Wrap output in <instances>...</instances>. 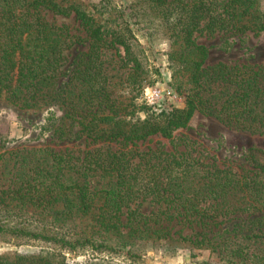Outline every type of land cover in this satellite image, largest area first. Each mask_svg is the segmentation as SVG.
<instances>
[{
    "label": "trees",
    "instance_id": "obj_1",
    "mask_svg": "<svg viewBox=\"0 0 264 264\" xmlns=\"http://www.w3.org/2000/svg\"><path fill=\"white\" fill-rule=\"evenodd\" d=\"M141 2L158 17L172 20L173 43L178 46L174 55L188 72V87L182 108L152 112L131 123L127 117L133 104L118 101L116 89L130 81L141 90L144 80L132 68L123 77L114 61V56L123 61L121 49L138 66L137 53L130 51L134 38L129 28L104 27L80 4L67 0H0V95L19 109L61 108L63 116L52 122L54 134L121 144L117 149L99 146L82 155L49 148L0 154V217L6 219L0 221V234L74 250L94 244L84 230L75 231L77 222H88L90 229L105 231L106 242L109 235L120 236L113 240L119 246L162 239L173 246L187 244L190 251L214 252L221 245L200 239L204 235L197 229L208 225L202 220L264 211V165L259 162L264 150L250 148L248 168L234 172L204 162L190 151L128 147L151 136L172 138L195 112L264 135V64L206 66L208 49L196 42V35L203 32L239 36L264 31L262 0ZM46 13L73 18L86 32L87 51L70 71L72 63L63 70L64 53L79 40L65 26L47 20ZM145 204L151 207L148 213ZM9 220L37 222L41 229L27 232L20 223L9 227ZM164 221H175L182 228L171 234L172 228L162 227ZM249 221L255 228L261 219ZM50 226L67 228L74 237H49ZM186 227L191 233L183 234ZM241 240L245 243L233 244L232 250L230 244L224 246L226 256L233 259L228 263L264 264V237ZM59 256L3 254L0 264H65Z\"/></svg>",
    "mask_w": 264,
    "mask_h": 264
},
{
    "label": "rangeland",
    "instance_id": "obj_2",
    "mask_svg": "<svg viewBox=\"0 0 264 264\" xmlns=\"http://www.w3.org/2000/svg\"><path fill=\"white\" fill-rule=\"evenodd\" d=\"M80 4L83 9L97 19V23L110 28H129L133 40L131 52L138 61L135 66L133 56L125 54L120 49V58L115 57L112 66H121L123 77L131 72V68L137 70V75L144 80V86L140 90L137 86L121 83L116 92L120 95L118 101L133 104L129 108L127 121L134 123L142 121L152 112L161 110L170 111L173 108H182L185 105V91L188 87V72L182 64L175 59L174 50L178 48L173 43L172 20H164L155 12L150 11L141 0H67ZM264 10V0L261 2ZM47 20L58 26H65L68 32L75 35L79 42L71 50L64 53L65 66L72 63V70L81 54L88 48L87 35L73 18H61L46 13ZM117 18L116 21H113ZM196 42L208 49L206 66L217 63L228 65L264 64V31L243 33L235 36L228 31L214 34L196 35ZM137 53V55H136ZM127 65V66H125ZM115 74V71L112 72ZM120 72L118 73V76ZM116 80V79H115ZM114 80V81H115ZM180 86V87H179ZM178 88H180L178 90ZM157 91L162 99V107L149 106L144 101V92ZM133 98L132 100H129ZM64 112L58 106H51L41 110L19 109L8 103L4 96L0 95V154L22 149L49 148L54 152L71 151L83 154L91 149L101 146H109L112 149L121 147L120 143H93L89 139L74 137L73 135L59 136L53 133L52 122L61 119ZM129 148L138 151L161 148L168 153L190 151L193 156L201 157L204 162L215 164L221 169H230L234 172L246 170L248 150L250 148L264 150V135L252 134L226 126L211 116L195 112L186 127L175 130L172 138L164 139L161 136H151L143 142L129 145ZM264 165V159L259 158ZM148 213L151 207L143 206ZM260 218L257 227H252L249 219ZM0 221L6 223V219L0 217ZM206 227L197 231L213 241L216 251L199 249L190 251L187 244L175 245L164 240L154 241L144 239L135 241L131 246H119L113 241L118 235H109L99 227L90 229L88 222L76 223L78 229L84 230V235L89 237L93 245L76 247L74 250L60 248L59 246L41 240H32L25 237H15L0 234V255H37L59 254L65 264H229L233 259L226 256L224 246L230 244L245 243L241 239L246 237H264V211L250 213H233L215 220H202ZM20 223L27 232L39 233V223L33 221L20 222L9 220V227ZM80 224V226H79ZM162 227L172 228L171 234L182 228L175 221L162 222ZM67 228L50 226L47 236L54 234L71 238ZM191 231L184 228L183 234ZM124 235V234H122ZM103 238H100L102 237ZM74 237V236H72ZM108 238V237H107ZM104 240V241H103ZM102 244V247H98ZM109 246L111 249L104 248ZM251 252V248L248 250ZM230 255V253H228ZM59 256V257H60ZM229 258V259H227Z\"/></svg>",
    "mask_w": 264,
    "mask_h": 264
},
{
    "label": "built area",
    "instance_id": "obj_3",
    "mask_svg": "<svg viewBox=\"0 0 264 264\" xmlns=\"http://www.w3.org/2000/svg\"><path fill=\"white\" fill-rule=\"evenodd\" d=\"M144 101L149 106H156V107H162V99L160 96V93L157 91H150L147 92V90L144 92Z\"/></svg>",
    "mask_w": 264,
    "mask_h": 264
}]
</instances>
